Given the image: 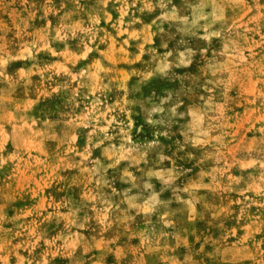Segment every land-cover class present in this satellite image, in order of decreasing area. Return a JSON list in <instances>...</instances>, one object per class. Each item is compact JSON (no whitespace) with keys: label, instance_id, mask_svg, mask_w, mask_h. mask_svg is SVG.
Segmentation results:
<instances>
[{"label":"rangeland","instance_id":"obj_1","mask_svg":"<svg viewBox=\"0 0 264 264\" xmlns=\"http://www.w3.org/2000/svg\"><path fill=\"white\" fill-rule=\"evenodd\" d=\"M0 264H264V0H0Z\"/></svg>","mask_w":264,"mask_h":264}]
</instances>
